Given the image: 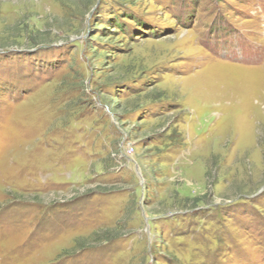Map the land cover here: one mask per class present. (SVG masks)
<instances>
[{
  "label": "rangeland",
  "instance_id": "1",
  "mask_svg": "<svg viewBox=\"0 0 264 264\" xmlns=\"http://www.w3.org/2000/svg\"><path fill=\"white\" fill-rule=\"evenodd\" d=\"M0 264H264V0H0Z\"/></svg>",
  "mask_w": 264,
  "mask_h": 264
}]
</instances>
